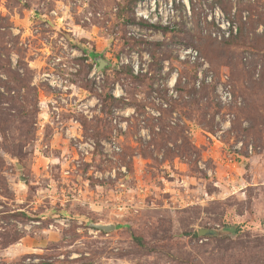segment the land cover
Returning a JSON list of instances; mask_svg holds the SVG:
<instances>
[{
  "label": "rangeland",
  "instance_id": "obj_1",
  "mask_svg": "<svg viewBox=\"0 0 264 264\" xmlns=\"http://www.w3.org/2000/svg\"><path fill=\"white\" fill-rule=\"evenodd\" d=\"M0 264H264V0H0Z\"/></svg>",
  "mask_w": 264,
  "mask_h": 264
},
{
  "label": "water",
  "instance_id": "obj_2",
  "mask_svg": "<svg viewBox=\"0 0 264 264\" xmlns=\"http://www.w3.org/2000/svg\"><path fill=\"white\" fill-rule=\"evenodd\" d=\"M94 60L98 64V70L99 71L103 70L105 67L110 65V63L107 60H105L101 54L95 56ZM91 226L93 228H96L97 230L106 231V232L116 229V226L112 225V224H107V225L91 224ZM199 234L200 235H216V234H220V232H217L216 230H211V229H200Z\"/></svg>",
  "mask_w": 264,
  "mask_h": 264
},
{
  "label": "built area",
  "instance_id": "obj_3",
  "mask_svg": "<svg viewBox=\"0 0 264 264\" xmlns=\"http://www.w3.org/2000/svg\"><path fill=\"white\" fill-rule=\"evenodd\" d=\"M192 56L195 58V57L197 56V52H194V53L192 54ZM221 93L224 94V100H225V101H228L227 99H229V100L232 99V96H231V94H230L229 92H227V91H225V90H222Z\"/></svg>",
  "mask_w": 264,
  "mask_h": 264
}]
</instances>
